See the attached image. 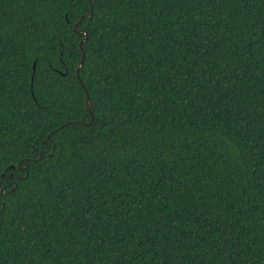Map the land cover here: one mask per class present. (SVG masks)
Wrapping results in <instances>:
<instances>
[{"label": "trees", "instance_id": "obj_1", "mask_svg": "<svg viewBox=\"0 0 264 264\" xmlns=\"http://www.w3.org/2000/svg\"><path fill=\"white\" fill-rule=\"evenodd\" d=\"M0 202V264H264V0H0Z\"/></svg>", "mask_w": 264, "mask_h": 264}, {"label": "snow or ice", "instance_id": "obj_2", "mask_svg": "<svg viewBox=\"0 0 264 264\" xmlns=\"http://www.w3.org/2000/svg\"><path fill=\"white\" fill-rule=\"evenodd\" d=\"M89 2H91V0H89ZM57 55H58V57H59L60 60H63L64 59V57H63L62 54L57 53ZM64 67H65V69H67V64H65ZM60 75L63 78L64 74H60ZM35 83H39V82H37V81L34 80V84ZM46 88H47V90L50 93L54 91L55 94L60 95L67 88V81L65 79V80H63V83H62V80L61 79H57L56 77H52V78H50L49 83L46 85ZM0 205H2V202H0ZM2 215H3V213L0 212V216H2Z\"/></svg>", "mask_w": 264, "mask_h": 264}, {"label": "water", "instance_id": "obj_3", "mask_svg": "<svg viewBox=\"0 0 264 264\" xmlns=\"http://www.w3.org/2000/svg\"><path fill=\"white\" fill-rule=\"evenodd\" d=\"M90 7H91V10H90V12L88 13V15H91V11H92V6H91V4H90ZM79 21H80V20H79ZM79 21H78V22H79ZM76 25H77V23L74 25V27H75ZM78 31H79V32H83V33L85 34V36L79 41V47H80L81 54H82L81 59H80V61H79V63H78V66H77V68H76L77 76L79 77V75H78V70H79V67H80L81 64H82L83 59H84V51H83V49H82V42H83L84 40L87 39V34H86V31H84V30H78ZM32 67H33V69L35 68V61L33 62ZM81 83H82V82H81ZM86 102H87V104L89 105V96H88V94H86ZM91 107H93V104H91ZM12 167H14V166H12Z\"/></svg>", "mask_w": 264, "mask_h": 264}]
</instances>
